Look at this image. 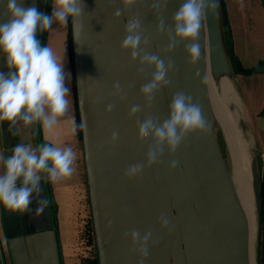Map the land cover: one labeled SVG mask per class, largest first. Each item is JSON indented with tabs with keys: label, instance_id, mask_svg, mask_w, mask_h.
I'll return each instance as SVG.
<instances>
[{
	"label": "water",
	"instance_id": "1",
	"mask_svg": "<svg viewBox=\"0 0 264 264\" xmlns=\"http://www.w3.org/2000/svg\"><path fill=\"white\" fill-rule=\"evenodd\" d=\"M82 2L83 29L71 18L72 42L79 112L81 121L87 122V131H83L85 156L100 264H137L138 253L130 238L124 237L132 229L139 230L141 236L153 233L144 264H250L248 226L215 128L201 55L195 64L189 63L184 43L168 54L163 52L168 36L157 34L158 18L149 10L150 0L128 10L123 9L120 0ZM47 3L48 0H24L25 7L35 6L41 13L46 12ZM181 3L182 0H168L160 16L166 27L172 26L171 17ZM117 9L122 14L114 17ZM134 15L140 17L149 38L145 51L174 61V71L166 76L169 85L156 93L149 108L144 107L139 90L149 82L154 69L145 65L144 71L138 72V62H133L130 52L120 47L125 23ZM7 18L6 0H0V21ZM207 23L218 72L227 56L220 0L215 13L207 15ZM42 36L38 31L41 44ZM0 71H10L2 53ZM197 72L199 75H195ZM117 82L123 90L121 95L126 97L123 100L113 94ZM179 91L191 95L193 102L201 106L210 130L191 132L175 153L165 149L160 164L145 168L136 178H126L124 170L135 163L143 164L152 143L151 138H137V119L143 121L148 115L166 119L171 98ZM108 104L114 105L113 111L105 110ZM133 105H140L141 112L130 118ZM1 130L6 158L18 143L34 147L41 144L38 124L26 128L22 122L13 126L1 121ZM113 131L119 133L116 143L110 141ZM173 160L177 166L170 169ZM253 166L259 206L255 160ZM40 186V197L48 201L42 214H36L40 197L35 194L30 211L25 213L10 212L2 205L13 264H61L48 181L42 179ZM161 214L168 218L171 232L158 223ZM153 240L159 242L152 246Z\"/></svg>",
	"mask_w": 264,
	"mask_h": 264
},
{
	"label": "clouds",
	"instance_id": "2",
	"mask_svg": "<svg viewBox=\"0 0 264 264\" xmlns=\"http://www.w3.org/2000/svg\"><path fill=\"white\" fill-rule=\"evenodd\" d=\"M144 2L120 0L124 10ZM167 4L168 0H150L149 8L158 18L157 34L168 36L163 52L168 54L180 43H184L188 62L195 64L200 57L198 39L202 21L209 13H215L218 0H182L171 17V27H166L164 19L160 18ZM51 5L52 12L48 14L41 13L35 6L25 7L24 0H6L8 18L0 21V53L6 56V65L10 71H0V121H8L13 126L22 122L27 128L39 123L48 130L68 112L71 89L66 81L71 79V74L64 68L65 55H58L50 46L41 44L37 32L49 31L54 23L66 26L69 18H72L73 24L80 22L82 30L84 5L82 0H52ZM121 14V10L117 9L113 15L119 17ZM124 32L120 47L130 52L133 62H138V72L142 73L145 65L154 69L149 82L139 90L144 98V107L149 108L156 93L169 85L166 76L174 71V61H165L159 55L145 51L149 38L145 36L138 15L132 16L125 23ZM122 91L119 82L113 85V94L120 96L121 100L126 98L121 95ZM113 108V104H108L105 110L111 112ZM140 112L141 106L133 105L129 117H135ZM136 126L137 138L141 141L151 138L152 143L143 164L135 163L124 170V176L129 179L140 176L147 167L160 164L165 149L169 154L175 153L191 132L207 133L210 130L201 106L193 102L191 95L182 91L172 96L166 119L161 121L148 115L143 121L137 119ZM77 127L86 132L87 122L82 121L77 126L73 121L74 133ZM118 139L119 133L113 131L110 141L116 143ZM76 160L77 154L71 146L61 147L47 142L36 147L25 142L16 144L7 158L0 154V204L13 213L30 211L33 194L40 197V181L43 179L57 183L71 178ZM176 166L175 160L169 164L170 169ZM37 203L36 214L40 215L48 201L40 197ZM158 223L162 229L172 231L164 214L158 217ZM152 236L151 231L141 236L137 229L124 233L125 238H130L133 250L138 253L137 264H144L147 259L148 242ZM158 242L153 240L152 246Z\"/></svg>",
	"mask_w": 264,
	"mask_h": 264
},
{
	"label": "crops",
	"instance_id": "3",
	"mask_svg": "<svg viewBox=\"0 0 264 264\" xmlns=\"http://www.w3.org/2000/svg\"><path fill=\"white\" fill-rule=\"evenodd\" d=\"M51 4L52 0H48L46 13L51 14ZM220 7L225 43L237 62L236 87L243 102L244 123L262 165L263 196L256 264H264V0H220ZM46 34L45 45L50 46L58 55L67 53L64 68L71 74L67 84L71 92L67 114L51 129L45 130L37 123L40 140L41 144L47 142L61 147L71 146L74 149L77 154L75 166L79 171L80 181L85 152L80 129L77 127L75 133L72 130L73 121L79 125V108L74 89L72 49L68 45L70 35L66 26L56 23L52 25V29L46 31ZM62 37L65 50L55 43L57 38ZM0 154H4L1 121ZM83 184L69 181L68 178L60 181L53 190L49 187L50 200L52 206H55L53 218L61 264H100L94 222L93 219L90 221L92 209L91 206L87 209L88 206L83 201L84 195L85 200L87 198L86 190L82 189ZM0 264H13L5 234L2 204H0Z\"/></svg>",
	"mask_w": 264,
	"mask_h": 264
},
{
	"label": "bare ground",
	"instance_id": "4",
	"mask_svg": "<svg viewBox=\"0 0 264 264\" xmlns=\"http://www.w3.org/2000/svg\"><path fill=\"white\" fill-rule=\"evenodd\" d=\"M198 42L200 44V55L202 58L204 73L206 77L210 106L213 103V105L211 106V109H213L212 113H214V117L222 127V131L227 139L229 148H231L232 145H235L237 147V144L239 145L241 143V139L243 136L241 143V151L243 153V166L240 169L238 183L235 184L233 178L232 180L248 226V245L251 263V261L253 262L254 248L258 238V193L256 186V174L254 172L253 166L254 159L248 149L251 146L250 144H252V138L248 132L241 130L238 125V116H241L243 114V102L236 85L232 80H230L228 75H216L217 70L214 67L212 58L207 16L202 21ZM223 94H228L230 100L233 98L231 101L232 109L229 115L232 130L236 132V139H234V137L230 133L229 128L224 125V120L222 119V115L220 113L218 102ZM215 108L219 111L215 112ZM241 132H243L242 136ZM245 133H248L249 135H246ZM236 140H238L239 142H237Z\"/></svg>",
	"mask_w": 264,
	"mask_h": 264
},
{
	"label": "rangeland",
	"instance_id": "5",
	"mask_svg": "<svg viewBox=\"0 0 264 264\" xmlns=\"http://www.w3.org/2000/svg\"><path fill=\"white\" fill-rule=\"evenodd\" d=\"M49 14V12H48ZM71 20V18H69V21ZM70 31L71 29H69V35H70ZM45 33L43 32V36H42V44L45 45ZM63 33V32H60ZM70 38V37H69ZM57 45L62 46L63 49L65 50V47L63 45V37L62 38H57L56 42ZM64 55H67V53L65 52ZM226 61L224 63V67H222V69H220V71H218L216 73V75L218 76H222V75H228V77L230 78V80H232L234 82V84L236 85V62L233 60V58L231 57L230 51L228 46L226 45ZM72 61H73V65H74V89H75V94H76V99H77V105L79 108V99H78V91H77V83H76V71H75V60H74V53H73V44H72ZM69 80L66 81V83L68 84ZM229 93V92H228ZM233 99V98H232ZM232 99L230 100L228 94H223L220 97V100L218 102V106L220 107V113L222 115V119L224 120V125L229 128L230 133L232 134V136L234 137V139H236L235 135L236 132L232 130V127L230 125V111L232 109ZM213 105V103H212ZM211 105V106H212ZM213 111V109H212ZM219 111L218 109L215 108V112ZM214 114V113H213ZM238 125L240 127L241 130L248 132L247 127L245 126L244 123V118H243V114L240 116H238ZM78 122L79 125L82 122L81 121V116H80V112L78 114ZM214 124H215V128L216 131L218 133V137L220 139V143L222 145V149L224 152V156L226 159V162L228 164V167L230 169V173H231V177L233 178V180L235 181V184L238 183V179H239V175H240V169L243 166V153H242V139H243V132H241V143L238 145L237 147L235 145H232L231 148H229L228 142L226 137L223 134L222 131V127L220 125V123L216 120V118L214 117ZM249 133V132H248ZM248 133H245L246 135ZM80 134H81V138L83 140V144H84V152H85V140H84V133L83 130H80ZM249 135V134H248ZM237 142H239L238 140H236ZM249 141V140H248ZM251 146L248 148L249 152L251 153V156L254 158L255 162H256V170L258 173V178H259V206H258V238H257V243L255 245L254 248V253H253V262L254 264H256L257 262V244H258V240H259V227H260V210H261V205H262V196H263V174H262V165H261V161L260 158L258 156V154L256 153V149L252 144H250ZM75 167V172L73 173V175L71 176V178H69V181L75 182L78 184L80 182H84L83 184V190L85 189L87 192V198L85 200V195H84V200L87 204V209H90L91 206V199H90V191H89V177H88V169H87V162H86V156H85V163L83 164V169H81L80 172V176H81V180L78 181V172L76 166ZM60 182V181H59ZM59 182L57 183H52L50 181H48L49 187L51 190H53V187L56 186ZM80 185V184H79ZM81 187V186H79ZM80 189V188H79ZM92 209V207H91ZM90 215V214H89ZM91 218V217H90ZM93 219V214H92V218L90 219V221H92ZM94 222V220H93ZM92 223V222H91ZM94 230H95V225H94ZM253 262L251 261L250 264H253Z\"/></svg>",
	"mask_w": 264,
	"mask_h": 264
},
{
	"label": "trees",
	"instance_id": "6",
	"mask_svg": "<svg viewBox=\"0 0 264 264\" xmlns=\"http://www.w3.org/2000/svg\"><path fill=\"white\" fill-rule=\"evenodd\" d=\"M66 27H67V30L69 31V29H71V31H70V38H69V43H68V45L71 47V49H72V44H73V42H72V26H71V20L68 22V24L66 25ZM228 48H229V46H228ZM230 51V50H229ZM230 54H231V57L233 58V60L236 62V59H235V57L233 56V54L231 53V51H230ZM237 70H238V67H237V62H236V72H237ZM257 258H258V254H259V251H258V246H257Z\"/></svg>",
	"mask_w": 264,
	"mask_h": 264
}]
</instances>
